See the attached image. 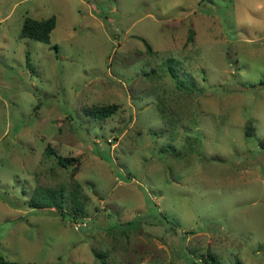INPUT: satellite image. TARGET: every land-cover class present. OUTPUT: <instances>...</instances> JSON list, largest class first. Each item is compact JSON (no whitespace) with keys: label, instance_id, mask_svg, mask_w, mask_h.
Here are the masks:
<instances>
[{"label":"rangeland","instance_id":"1","mask_svg":"<svg viewBox=\"0 0 264 264\" xmlns=\"http://www.w3.org/2000/svg\"><path fill=\"white\" fill-rule=\"evenodd\" d=\"M262 139L264 0H0L4 264H264ZM77 182L84 210L29 206Z\"/></svg>","mask_w":264,"mask_h":264},{"label":"trees","instance_id":"2","mask_svg":"<svg viewBox=\"0 0 264 264\" xmlns=\"http://www.w3.org/2000/svg\"><path fill=\"white\" fill-rule=\"evenodd\" d=\"M56 27V16L53 15L46 19H37L33 17H26L22 30H21V36L22 37H28L32 38L37 41L41 42H50L51 33ZM194 40V30H190V36L189 41ZM144 43L146 44V47L149 49V51H152V46L144 39ZM27 64L28 67L33 70V65L31 62L30 54L28 52L27 54ZM174 76V75H173ZM175 77V76H174ZM176 78V77H175ZM178 87L182 88L183 86L186 87L183 81H178ZM118 109L117 104H108V105H102V106H89L85 108V112L93 116L94 118L99 119H105L113 115ZM246 135L248 137H255V124L254 120L252 118L248 119V127L246 131ZM259 145L264 148V139L259 141ZM46 152L48 155H55L57 157L58 163L62 165L63 167H74L75 170L78 169V166L81 163L80 157H74V156H64L58 154L54 148L51 146H48L46 148ZM42 195V197H33L31 201L29 202V206L32 208H41L44 206L49 207H56L58 208L59 212L62 216L68 215L65 208V202L66 198L70 197L74 209L76 211H82L85 208L87 200H89L88 194L84 191L83 187L80 185V183H76L72 189L67 190L66 187H58L56 189L54 188H45L43 190H39ZM45 191V192H44ZM68 195L66 196V194ZM215 257L212 254H209L208 257L205 258L204 262L205 264H216L215 263ZM2 258H0V264H4ZM236 264H241V262H237Z\"/></svg>","mask_w":264,"mask_h":264}]
</instances>
